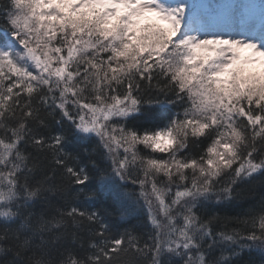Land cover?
<instances>
[{"label":"snow or ice","instance_id":"snow-or-ice-1","mask_svg":"<svg viewBox=\"0 0 264 264\" xmlns=\"http://www.w3.org/2000/svg\"><path fill=\"white\" fill-rule=\"evenodd\" d=\"M215 2L197 27L175 0H0V264H218V242H264V4L257 26ZM101 176L119 195L83 207Z\"/></svg>","mask_w":264,"mask_h":264},{"label":"trees","instance_id":"trees-1","mask_svg":"<svg viewBox=\"0 0 264 264\" xmlns=\"http://www.w3.org/2000/svg\"><path fill=\"white\" fill-rule=\"evenodd\" d=\"M154 107L160 108L161 105H154ZM166 109H171L170 105L163 106ZM173 113H175V109H171ZM174 115L168 119H164L162 123H144L143 128L151 131L162 130L168 127L170 119H173ZM131 117L128 118L131 121ZM65 125L63 123H53L51 125V132L58 135H63L65 138L66 150L69 152L73 151V144L75 143L72 139H70L67 133L60 131ZM129 127L136 128L137 125L135 123L129 124ZM142 130V129H141ZM75 132V129H73ZM82 135V134H80ZM91 141L93 142V148L96 147L97 139L90 136ZM81 151L87 154L89 149L81 148ZM104 177H93L92 184L93 187L90 188V191L96 195H94L91 201H82V206L88 209H92L95 211H101L107 209L108 206L114 203L115 198L119 195V192L112 191L111 193L104 189L101 185V180ZM256 184L259 185V180L256 181ZM250 191V186H245L243 189L244 193H248ZM247 197H241L240 199H236L234 202L224 201L223 208H215L212 209L213 212L218 213L221 217L234 219L237 216H241L245 210L248 209V203L246 202ZM215 203V201H213ZM137 211L139 208L137 206ZM207 211V209H206ZM139 221L133 220V223H138ZM129 225H125L128 227ZM119 231H124V228H120ZM246 239H241V241H233V242H218L214 247L217 254L226 253L227 259L220 260L218 264H264V246H252L250 244H244ZM249 242V241H248ZM261 244V243H260Z\"/></svg>","mask_w":264,"mask_h":264},{"label":"rangeland","instance_id":"rangeland-1","mask_svg":"<svg viewBox=\"0 0 264 264\" xmlns=\"http://www.w3.org/2000/svg\"><path fill=\"white\" fill-rule=\"evenodd\" d=\"M197 35H199L200 38H204V36H203L204 34H199V33H197ZM243 54H244V53H243ZM253 70H254V71H259L260 68H259L258 65H256V66H253ZM260 243H261V244H260ZM244 244H251V245H258V246H259V245H260V246L262 245V246H264V242H248V241L245 242V241H244Z\"/></svg>","mask_w":264,"mask_h":264}]
</instances>
